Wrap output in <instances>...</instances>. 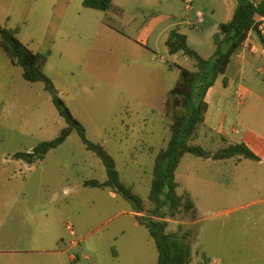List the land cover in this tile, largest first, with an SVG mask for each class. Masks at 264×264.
<instances>
[{
	"label": "rangeland",
	"instance_id": "1",
	"mask_svg": "<svg viewBox=\"0 0 264 264\" xmlns=\"http://www.w3.org/2000/svg\"><path fill=\"white\" fill-rule=\"evenodd\" d=\"M200 1L205 6L211 1L227 2ZM174 2L178 22L185 23L189 17L186 5L182 0ZM39 11H52L47 0H0V25L18 30L22 42L37 48ZM202 12L205 19L213 16L210 10L202 8ZM218 15L217 10L215 18ZM195 27L192 31L202 35L197 29L202 24L197 22ZM202 37L203 46L196 48L207 59L215 46L209 31ZM180 59L184 68L195 70V60ZM169 61L167 57L166 66ZM52 65L44 70L47 76L53 74ZM73 110L82 116L88 139L104 142L121 181L147 199L155 154L170 139L166 120L142 108L133 120L122 123L120 95L91 102L85 110ZM65 127L44 84L27 82L22 69L0 50V216L22 236L24 248L44 252L31 254L30 263L157 264L155 241L137 222L132 206L110 188L84 186L86 181H106L107 173L76 132L44 160L30 165L15 158L55 139ZM225 130L227 143L246 144L261 161H214L186 155L176 181L179 194L191 197L195 212L168 219L167 233H176L179 227L191 232L192 264H206V259L209 264H264V254L255 253L264 249V115L252 110L251 103L241 111L235 106ZM209 132L215 141L203 139L195 144L211 153L226 146L216 132ZM146 147L154 153L144 151ZM60 251L65 254L58 256Z\"/></svg>",
	"mask_w": 264,
	"mask_h": 264
},
{
	"label": "crops",
	"instance_id": "2",
	"mask_svg": "<svg viewBox=\"0 0 264 264\" xmlns=\"http://www.w3.org/2000/svg\"><path fill=\"white\" fill-rule=\"evenodd\" d=\"M83 1L47 0L52 11H39L37 48L23 43L35 53L49 55L44 70L53 64V74L48 76L81 123L82 116L73 108L85 110L91 102L120 95L124 124L138 116L142 108L157 112L167 124L165 99L173 89L172 78L176 84L180 78V71L169 67L176 64L188 70L182 66V54L169 55L166 42L170 33L178 30L198 51L196 47L204 44L202 36L205 31H209L213 38L219 26L231 20L240 3L227 0L218 5L211 1L205 6L200 0H193L194 6L186 7L189 11L187 21L180 23L174 0H113L115 8L123 12L121 16L116 12L103 13L85 8ZM252 1L259 3L261 0ZM202 8L210 10L213 16L204 19L200 29L202 35H196L192 30H196L197 16ZM217 10L220 15L215 18ZM258 21L264 22V17ZM241 51L242 54L238 53L232 60L226 75L219 77L206 94L208 112L197 141H215L216 137L209 132L212 131L226 146L231 145L224 136L227 120L235 106L241 111L251 103L252 110L264 115V42L252 32ZM214 53L215 48L209 58ZM167 57H170L168 66L165 64ZM101 144L105 146L104 142ZM144 151L152 152L153 148L146 147ZM179 169L180 166L176 176ZM41 253L44 252H30L24 248L22 236L15 234L4 216H0V264H31L30 256ZM255 253L264 254V249H256Z\"/></svg>",
	"mask_w": 264,
	"mask_h": 264
},
{
	"label": "trees",
	"instance_id": "3",
	"mask_svg": "<svg viewBox=\"0 0 264 264\" xmlns=\"http://www.w3.org/2000/svg\"><path fill=\"white\" fill-rule=\"evenodd\" d=\"M239 1L231 20L222 23L213 36L215 53L211 58H203L189 45L187 36L178 30H173L168 37L166 46L169 55L182 54L191 58L196 61V68L189 71L176 64L169 67L171 70L180 71V78L167 94L164 103L170 139L167 146L155 154L151 192L146 200L121 181L116 161L107 149L101 143L88 139L86 128L74 117L53 81L44 72L48 56L35 53L26 46L18 38V30L0 25V50L6 53L13 65L22 69L23 78L27 82L44 84L45 91L50 94L54 106L66 123L58 137L39 144L30 153H18L15 158L30 165L44 160L51 151L65 144L72 133L76 132L86 150L101 160L107 173L106 182L91 180L86 181L84 186L96 189L110 188L132 206L137 222L149 231L155 241L158 251L157 264L193 262L191 232L179 227L176 233H167L168 219L176 218L181 212H195L191 197L188 194H179L180 185L176 181L177 169L186 155L214 161H261L244 143L231 144L214 153L195 144L199 138V130L205 124L208 112L205 97L209 89L216 84L219 77L226 75L232 60L245 46L250 33L258 34L264 42L258 33V20L264 17V0L259 3L252 0ZM83 6L103 13L116 12L119 16L123 14L115 8L113 0H84ZM205 263L209 264L207 259Z\"/></svg>",
	"mask_w": 264,
	"mask_h": 264
},
{
	"label": "built area",
	"instance_id": "4",
	"mask_svg": "<svg viewBox=\"0 0 264 264\" xmlns=\"http://www.w3.org/2000/svg\"><path fill=\"white\" fill-rule=\"evenodd\" d=\"M184 2H185V5H186L187 8H189V9L192 8L193 0H184ZM197 17H198V21H197L198 24L199 25L203 24L204 19H205V15L202 12H200V13H198ZM258 23H259V25H258V33H260V35L264 39V22L259 21ZM197 29L200 30L201 28H197ZM234 132H236V130H234ZM67 229L72 231L70 226H67ZM72 234H73V232H72Z\"/></svg>",
	"mask_w": 264,
	"mask_h": 264
}]
</instances>
